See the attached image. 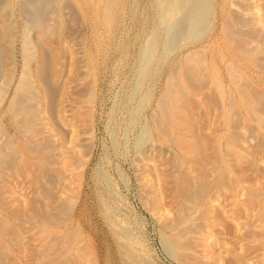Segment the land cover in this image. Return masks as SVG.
Returning a JSON list of instances; mask_svg holds the SVG:
<instances>
[{
	"label": "bare ground",
	"instance_id": "obj_1",
	"mask_svg": "<svg viewBox=\"0 0 264 264\" xmlns=\"http://www.w3.org/2000/svg\"><path fill=\"white\" fill-rule=\"evenodd\" d=\"M119 3L0 0V264H95L72 216L93 142L87 27ZM155 3L141 76L158 49L174 63L134 160L142 204L178 264H264V0Z\"/></svg>",
	"mask_w": 264,
	"mask_h": 264
},
{
	"label": "rangeland",
	"instance_id": "obj_2",
	"mask_svg": "<svg viewBox=\"0 0 264 264\" xmlns=\"http://www.w3.org/2000/svg\"><path fill=\"white\" fill-rule=\"evenodd\" d=\"M119 1L105 14L110 19L103 20L102 15L103 25L98 26L94 14L88 21L86 42L97 70L93 142L72 216L85 246L95 253V264H127L133 258L140 264H178L161 224L142 204L134 174V160L149 136L164 71L174 62L158 49L148 75L141 76L142 49L154 32L156 3ZM209 17L208 29L191 37L192 43L202 42L211 32Z\"/></svg>",
	"mask_w": 264,
	"mask_h": 264
}]
</instances>
